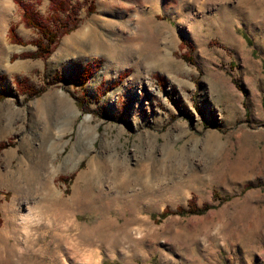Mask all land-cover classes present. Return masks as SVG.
Segmentation results:
<instances>
[{
    "label": "rangeland",
    "instance_id": "obj_1",
    "mask_svg": "<svg viewBox=\"0 0 264 264\" xmlns=\"http://www.w3.org/2000/svg\"><path fill=\"white\" fill-rule=\"evenodd\" d=\"M3 1L0 172L31 177L17 195L0 183V264H264V0H72L39 58L20 4L56 20L49 0ZM105 153L149 191L84 192ZM191 199L210 208L158 216ZM27 205L34 242L13 252Z\"/></svg>",
    "mask_w": 264,
    "mask_h": 264
},
{
    "label": "bare ground",
    "instance_id": "obj_2",
    "mask_svg": "<svg viewBox=\"0 0 264 264\" xmlns=\"http://www.w3.org/2000/svg\"><path fill=\"white\" fill-rule=\"evenodd\" d=\"M3 2H5V3L8 4V1L7 0H4ZM7 4H4V6H7L8 7ZM4 17H5V14L3 13L2 10H0V21H2L4 19ZM104 156H101L100 161H98V163H97L98 165H96L95 168H92L89 171V174H88L87 178L85 179V183H84V188H83L84 192H89L90 189H91L90 186L92 187V185H95V186L97 185L98 187L101 186V185H103L107 180H110V182H113L115 184L114 186L119 191V193H126V192H128L130 190H134L136 188L135 187L136 185H140V184L143 185L145 183L146 184L143 185V188H146V191H147V189L149 191V188H151L152 185L147 184V180H145V177H143L144 174H143V176H140L141 175V173H140V175H138L135 179L130 178V176H131L130 174L132 173L133 169H131L130 167H128V164H126L125 162L121 161L120 158H115V156L113 154L111 155V154H106L105 153ZM142 159L143 158H140L139 160L142 161ZM180 167H182V166H180ZM146 170H147V168H146ZM32 174H33V178L34 179L31 178V184H33L34 181H35V184L37 183V185H38V182L41 179V176H39L38 173H35V170H33ZM147 174L148 173H145V176ZM29 177H31V176H29ZM29 177L27 175H25V173L22 170V167H18V169L15 172H10V173L8 172L7 173L6 171L5 172H2L1 171L0 172V183L3 186L13 187L15 189V194L17 195L18 193L22 192V190H21L22 189L21 188V183L19 185L18 184V180L23 179V180H25L27 182V179ZM50 177H51L50 174L49 175L47 174L46 184L42 187V190L45 189V190H47L49 192L52 191L51 189L53 187H51L52 185L50 183V181H51L50 180ZM37 179H38V181H37ZM35 184H33V185H35ZM142 185H140V186H142ZM41 186L42 185H40V186L38 185V187H40L39 189H41ZM38 187H37V189H38ZM112 188L115 189L114 187H112ZM47 191H45V193ZM2 208H3V210L7 211L6 210L7 206L6 207L4 206ZM8 211H10V210L8 209ZM33 211L34 210L32 209V207L30 205H27V207L25 208V210L23 212L20 211L21 212V214H20L21 223H17L14 220L15 214H12V215H11V213L9 214L11 217H10V220H8V224H7V227L8 228L6 227L7 230L4 232V235L6 236V238H7L8 241H10L11 238L12 239L13 238L15 239V241H13V243L10 244L9 250H11L13 252H18L19 251L18 253H20L23 250V247L25 246V244L30 243V244L33 245V242L34 241L33 242L32 241L30 242V239H29V236H30L29 234L31 232L32 227L34 225L36 226V224L33 222L34 221V219H33V213H35ZM20 229H22V234L25 233V235H24L25 238L22 236L24 239L22 237H20V236L19 237L16 236L17 233L18 234L21 233L20 232ZM33 229H35V228H33ZM34 232H32V233H34ZM36 232H38V231H36ZM23 240H25L24 241L25 242L24 245L22 243ZM35 242H37V241H35ZM10 254H12V253H10ZM12 256H13V254H12Z\"/></svg>",
    "mask_w": 264,
    "mask_h": 264
},
{
    "label": "trees",
    "instance_id": "obj_3",
    "mask_svg": "<svg viewBox=\"0 0 264 264\" xmlns=\"http://www.w3.org/2000/svg\"><path fill=\"white\" fill-rule=\"evenodd\" d=\"M95 0H92V3L89 5V12L92 13L95 11ZM50 2V9L56 15L57 19L53 16L42 17L39 15L34 14L33 6L28 3H21V7L23 9V21L26 26L28 27H36L42 38L45 37L46 41L42 38H38L34 43L37 45V50L34 53H26L30 57H46L52 51L54 46L56 45L58 38L63 35L64 33L71 31L72 28H68L70 23V18L73 12H78L79 6H74L72 0H49ZM66 15L68 20H62V15ZM63 22H62V21ZM10 40L16 43L24 44L23 41L17 38L16 33L14 32V28L11 27L9 30ZM23 54V55H26ZM186 55V54H184ZM187 59H192L190 56H186ZM95 67V66H94ZM94 67L91 69L86 70L85 75H89L93 72ZM1 145V144H0ZM214 196L216 198L222 199L218 192H215ZM210 206L205 204L204 206L200 207L195 204V201L191 199L189 201L188 207H177L176 210L172 211L170 209L163 210L158 216L160 218H164L169 214H177V215H189V214H200L206 212ZM156 217V215H154ZM103 264H114L112 262L105 261Z\"/></svg>",
    "mask_w": 264,
    "mask_h": 264
}]
</instances>
